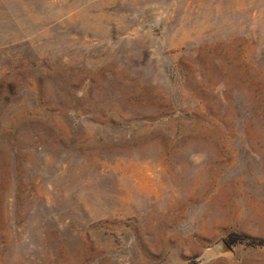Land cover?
<instances>
[{"label": "rangeland", "instance_id": "obj_1", "mask_svg": "<svg viewBox=\"0 0 264 264\" xmlns=\"http://www.w3.org/2000/svg\"><path fill=\"white\" fill-rule=\"evenodd\" d=\"M264 0H0V264H264Z\"/></svg>", "mask_w": 264, "mask_h": 264}, {"label": "trees", "instance_id": "obj_2", "mask_svg": "<svg viewBox=\"0 0 264 264\" xmlns=\"http://www.w3.org/2000/svg\"><path fill=\"white\" fill-rule=\"evenodd\" d=\"M225 243L227 245H232L234 243H237V242H246V243H249V244H262L264 243V241H253V240H248V237L247 236H244V235H238V234H230L228 235V237L225 238Z\"/></svg>", "mask_w": 264, "mask_h": 264}]
</instances>
